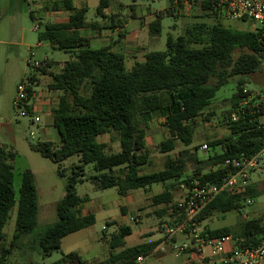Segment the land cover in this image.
I'll list each match as a JSON object with an SVG mask.
<instances>
[{"label": "trees", "instance_id": "obj_1", "mask_svg": "<svg viewBox=\"0 0 264 264\" xmlns=\"http://www.w3.org/2000/svg\"><path fill=\"white\" fill-rule=\"evenodd\" d=\"M106 2L100 0L98 15L103 13ZM171 5L166 15L180 13V9ZM201 7L203 18L219 15L208 2L203 1ZM43 9L44 12L65 10L71 13L68 22L48 24L38 37L40 42L50 43L55 49L71 54V59L60 73L51 74L49 84L50 90L61 93L58 104L51 110L59 145L40 142L31 148L55 164L77 157L78 165L73 167L64 197L56 204V223L34 240L30 235L39 221L35 177L28 170L22 173L17 196L11 164L16 153L0 146V264H13L16 254L23 256L29 250H36L41 257H49L61 249L65 237L95 225L93 214H83L88 198L77 194L78 183L89 181L98 190L115 188L120 197L155 185H166L163 192L153 197L155 205H164L159 214L165 216L173 205L174 192L183 183L201 177L205 184L220 186L224 172L213 171L215 166L241 153L255 154L261 150L264 103L259 112L252 114L249 109L241 112L237 122H232L230 117L246 97L243 91L247 77L256 74L264 61L262 30L234 32L219 23L190 25L178 38H168L165 51L146 54L143 61L135 62L128 70L123 54L110 47L92 49L89 41L80 35L81 30L95 27L86 22V8L75 9L72 0H48ZM162 19L163 14H157L149 26L151 35L161 33ZM48 67H52L50 63ZM38 71L46 75L48 70L42 67ZM238 77L237 90L230 99L232 109L226 121L229 135L208 143L210 148H219L220 152L199 160L189 150H184L178 159L169 158L163 170L143 174L141 169L152 163L147 150L146 129L154 117L164 115V125L169 132V138L160 144L161 153L174 151L178 142L188 148L193 143L195 121L211 106L217 92ZM30 80L35 85L39 82L36 76ZM34 93L30 90L29 101ZM26 110L32 114L30 106ZM211 117L213 115L208 114L206 119ZM113 133L119 138L118 153H108V146L98 141L100 136ZM194 149L198 151L199 148ZM189 163L196 166L197 173L184 178ZM88 165H93L97 174L83 179L84 167ZM115 168L118 170L114 171ZM58 174L63 177L65 170H59ZM262 193L253 181L240 196L221 194L201 212L197 221L203 224L216 214L241 211L248 206L246 200L255 199ZM16 206L15 233L7 243L4 228ZM205 231L210 238H259L264 233V218L249 220L235 229L206 228ZM131 234L130 227H120L110 240L109 257L98 264H136L139 257L151 256L161 244L158 240L126 247L125 238ZM73 262L90 264L76 252L51 264Z\"/></svg>", "mask_w": 264, "mask_h": 264}, {"label": "rangeland", "instance_id": "obj_2", "mask_svg": "<svg viewBox=\"0 0 264 264\" xmlns=\"http://www.w3.org/2000/svg\"><path fill=\"white\" fill-rule=\"evenodd\" d=\"M47 1L0 0V146H5L9 150L12 149L16 153V158L11 164L14 173L13 185L17 196L19 195L22 173L28 170L35 177L39 200V221L37 228L30 235L34 240L56 223V204L64 197L68 179L73 175V167L78 165L77 157L55 164L31 148L32 145L40 142H52L54 145H59V137L53 125L51 110L57 105L58 101L55 100V96L59 100L60 92L53 91L51 105L44 113L26 114L24 109L15 107L20 84L27 82L30 77L36 76L39 82L34 90L38 95H43L44 92L49 90V84L52 82L51 74L60 73L65 63L71 59V54L55 49L50 43L41 42L40 44L38 37L45 30L46 25L63 21L58 19L68 15L67 12L46 14L43 8ZM88 1L89 11L86 15V21L88 23L97 22L102 25L104 20L97 12L100 0ZM109 1H113L114 6L119 8L118 11L124 23V29L129 35L139 29L137 42L140 46L136 48L134 43H128L125 48L127 51L125 64L128 70L132 69L135 62L143 61L144 59H141V57L143 58L145 53L165 51L168 38H178L184 34L185 29L190 25L219 23L234 32L257 29V26L252 22H231L221 15L203 18L202 7L199 5L187 7V9L182 7L180 13L171 16L165 13L170 8V0ZM139 9H141L142 16L145 18H132L133 13L138 15ZM159 13L164 14L162 31L159 35H151L150 32L143 29L145 26L143 23L148 24L146 22L147 14L154 17ZM90 47L92 49L103 48L95 42H91ZM31 53L34 54V57H31ZM132 55L139 58L135 59ZM30 60L31 63H29ZM45 61H48L52 67L46 75H42L38 71L39 69H35L34 62L41 63ZM238 80L239 77L234 78L222 87L217 92L211 106L195 121L193 143L188 148L178 142L174 152L169 154L160 152V144L169 138V133L164 125L166 117L156 115L153 122L146 129L147 150L152 163L151 166H144L141 169L142 173L150 174L163 170L169 158L172 160L178 159V154L184 150H189L199 160H206L214 153L220 152L219 148L212 149L209 146L208 151L204 152L200 147L204 144L208 145L212 140L229 135L226 121L228 113L232 109L230 99L237 90L236 83ZM244 89L264 95V61L256 74L247 77ZM208 114L213 115L209 120L206 119ZM36 118L39 122H36ZM261 121L264 122V117ZM140 126L144 127L143 124ZM31 133L34 135L33 139L30 137ZM98 140L108 145V153L120 151L119 138L116 133H113L111 137H101ZM195 147L199 148L198 151H195ZM59 170H65L63 177L59 176ZM116 170L118 168L114 169V171ZM83 173V179L97 174L93 165L85 166ZM196 173V166L189 163L184 178L195 176ZM252 180L263 191L261 196L253 199V204L248 205L241 211H232L224 215L216 214L207 219L201 225V228L203 230H206V228L215 230L223 227L235 229L249 220L264 218V169L253 174ZM165 186L155 185L148 190L130 192L131 205L126 207L124 206V199L118 195L115 188L98 190L89 181L85 180L83 183H78L76 185L77 194L82 198L89 199L90 203L87 204V208L90 209L84 211L86 213L91 210V213L96 216L95 225L65 237L62 240L61 249L49 257H41L36 250H29L23 256L16 254L13 257V264H51L72 252L78 253L83 260L88 261L90 264H98L109 257L111 252L110 240L121 226H128L132 229V234L125 239L126 247L157 240L161 241L157 250L147 257L144 264L178 263L179 259L175 257L173 248L185 243L188 238L182 234L177 235L175 238H168L164 233V225L170 224L171 210L181 195V189L173 194L174 200L173 205L169 207L170 212L165 216H160L159 212L164 206L155 205L153 197L163 192ZM16 215L17 206L11 212L10 219L4 228L7 243L11 242L15 233ZM107 223L112 225L108 226ZM105 230L106 236L103 235ZM71 264H77V262Z\"/></svg>", "mask_w": 264, "mask_h": 264}, {"label": "built area", "instance_id": "obj_3", "mask_svg": "<svg viewBox=\"0 0 264 264\" xmlns=\"http://www.w3.org/2000/svg\"><path fill=\"white\" fill-rule=\"evenodd\" d=\"M208 2L219 15L227 21L252 22L264 32V0H173L171 7L201 6L202 2ZM31 57L34 54L31 53ZM31 63V60L30 62ZM49 62H34L35 69L48 67ZM35 84L31 80L22 83L18 87L15 107L24 109L30 106V90H34ZM54 92L50 89L44 92L43 97L48 103ZM246 97L239 108L231 115V121H239V114L249 109L253 114L260 111L264 103V95L259 92H251L244 89ZM35 97V93L33 97ZM56 98V99H55ZM55 100L58 97L55 96ZM32 100V99H31ZM58 102L56 104H58ZM32 113L34 111L32 110ZM37 113V112H36ZM36 122L38 118H36ZM33 139V133L30 134ZM202 151H208V145L200 147ZM264 169V143L261 150L255 154L241 153L229 158L213 168V171H223L224 176L221 185L203 183L201 177H194L188 183L181 185V195L171 210L170 224L164 225V233L168 238H175L182 234L188 240L174 247V254L179 262L176 264H264V233L262 236L249 238H234L231 236L210 238L197 221L201 212L219 195L240 196L253 182L252 175ZM253 204V199L245 202ZM147 258L139 257L136 264H144Z\"/></svg>", "mask_w": 264, "mask_h": 264}, {"label": "crops", "instance_id": "obj_4", "mask_svg": "<svg viewBox=\"0 0 264 264\" xmlns=\"http://www.w3.org/2000/svg\"><path fill=\"white\" fill-rule=\"evenodd\" d=\"M72 2H73V7L75 9L86 8L87 9V13H88V11H89V1L88 0H77V1L73 0ZM171 2H172V0H170V4H171ZM105 5H106V8L103 10V13L101 15H99L104 20L102 25H100L97 22L88 23L86 21L87 24L95 25V27L94 28L90 27V28L81 30L80 31V35L83 38H86L89 41V45L91 44V42H95L96 44L102 46L103 48L110 47L112 51L117 52V53H122L126 57L127 51L125 50V48L127 47L128 43H134L136 45V48L140 46V44L137 42V40H138V36L137 35H139V29L137 31H135L132 35H129L124 29V23L122 22V20L120 18L121 14L118 11L119 8L117 6L115 7L113 1H109V0H107ZM62 12H67L68 15L66 17L61 18V19H58V20H63V21H58L56 23H66V22L69 21V17H70V14H71L68 11H65V10H60V11H57V12L48 11V12H45V13L46 14H50V13L62 14ZM156 16L151 17L150 14H147V17H146L147 21L146 22H148V24L145 23V22L143 23V24H145V26L143 28L145 31L150 32L149 31V26H150L151 23H153L156 20ZM163 16H164V14H163ZM132 18L143 19L145 17L142 16V11H141V9H139L138 15L133 13ZM112 25L115 26V27L112 28ZM146 25L148 26V30H147V26ZM116 35L118 36V38H117ZM40 44H41V42H40ZM146 54H148V53H145L143 55V58L141 57V59H145ZM132 57L135 58V59L139 58L136 55H132ZM49 105H51V104L46 101V98H44L43 95H38L36 92H35V97L32 98V100L30 101V107L34 111V113H36V112H42V113L46 112L49 109V107H50ZM111 135L112 134H106L104 136L102 135V136L99 137V139L101 137H106V136H110L111 137ZM98 141L100 143H104V142H101L100 140H98ZM146 143H147V136H146ZM104 144H106V143H104ZM119 146H120V142H119ZM174 151H172V152H174ZM107 152H108V149H107ZM172 152H170V153H172ZM116 153H118V152H116ZM167 154H169V153H167ZM178 156H179V154H178ZM122 198L124 199V206L128 207L129 205H131V201H130L131 197L129 196V194L127 196H125V197H122ZM88 203H90L89 199L84 205V210L90 209V208H87V204ZM158 206H160V205H158ZM84 210H83V214L84 215L92 214L91 210H88L86 213H85ZM168 212H170V209L167 210V214H168ZM95 218H96V216H95ZM107 225L111 226L112 224L107 223ZM104 234L106 236V234H107L106 230L103 233V235ZM152 242H154V241H152ZM140 244H142V243H140Z\"/></svg>", "mask_w": 264, "mask_h": 264}]
</instances>
